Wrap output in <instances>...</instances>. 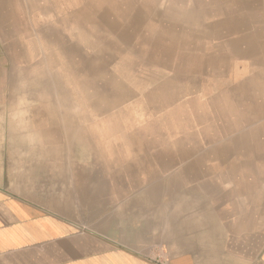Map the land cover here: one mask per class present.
<instances>
[{
  "label": "crops",
  "instance_id": "obj_1",
  "mask_svg": "<svg viewBox=\"0 0 264 264\" xmlns=\"http://www.w3.org/2000/svg\"><path fill=\"white\" fill-rule=\"evenodd\" d=\"M80 1L86 0L65 5L66 0L62 8L79 10L76 4ZM32 5L33 0H0V47H9L8 57L15 63L24 60L14 48L26 45L27 39L32 41ZM77 20L74 24L80 25L79 17ZM254 68L253 78L264 72L261 64ZM1 70L0 110L2 87L10 75ZM231 104L244 120L233 115V120L216 123L233 131L239 128L245 134H232L228 140L236 151L248 153V162L243 165L228 162L223 169L218 165L209 168L208 153L202 151L199 160L193 161L192 140L187 136L177 138L163 150L159 147L153 165L151 158L127 161L114 144L118 155L108 157L106 174L129 175L135 181L139 174H149L145 169L153 166L158 169L155 174L168 175L164 183L152 188L142 184L140 190L151 191L152 195L144 193L133 199L143 216L141 226L135 228L129 225L131 201L127 194L109 193L132 190L128 182L116 179L109 184V191L100 195L96 182H68L64 178L66 168L58 159L50 161L40 154L42 148L34 151L37 154L27 151L29 161H17L18 152L7 149L0 119V264H264V101L255 106L249 102ZM182 144L187 150L181 149ZM220 151L214 150L213 157L225 160L224 151ZM117 157L126 162L120 167L107 165ZM71 171L82 173L80 162L79 167L74 163ZM209 171L232 175L233 192L227 202L217 197L209 204L201 197L203 190L209 195L202 178ZM51 174L56 182L49 184ZM198 176L200 182L194 187ZM164 191L173 198L162 206ZM177 191L187 194L178 199ZM194 192L199 198L193 199Z\"/></svg>",
  "mask_w": 264,
  "mask_h": 264
},
{
  "label": "bare ground",
  "instance_id": "obj_2",
  "mask_svg": "<svg viewBox=\"0 0 264 264\" xmlns=\"http://www.w3.org/2000/svg\"><path fill=\"white\" fill-rule=\"evenodd\" d=\"M65 1L33 0L32 30L36 32L37 39L40 38L43 42L39 47L36 44V46H32L40 49L37 56L42 57V59L38 61V64L34 63L35 58L32 56L35 54L34 50L28 55L18 47L14 48L17 50L18 57L21 56L24 60L25 65L31 64L34 68H37V79L32 78L28 85L35 84L42 91L39 92L46 103L45 108L47 109L44 112L36 110L35 113L36 123L40 127L38 129L40 141L45 146H48V143L53 145L40 152V154L43 153L48 156V160L56 161L61 153H73L74 151L73 145L70 144L65 148L64 146L60 147L61 145L58 146L57 138H55L58 136L56 129L58 122L56 121V108L53 109V106L63 102L58 100L59 97L57 99V96L61 94L60 91L58 94L57 88H59L63 79V77L62 79L59 77L58 70L59 66L62 67V64H65L66 59L70 61L68 72L73 71L76 66L74 69L76 72L80 71L85 75L87 74L88 77L93 72L96 76H101L117 57L122 58V61H119L118 64L119 68L115 72L119 76L122 70L129 68L131 64H135L136 69L140 66L139 68L143 67L145 70H149L150 75L148 78L150 81L160 79L162 73L165 72L167 75L162 77L164 82L155 85L145 95V102L143 101L145 104L152 103L154 105L153 112H155L159 122L161 120L164 122L176 120L175 113L171 111L175 105L193 110L194 108L204 107L206 104L213 108L215 111L213 118L217 120L227 119L228 114L235 115L234 117L237 120H244L242 114L239 113L238 115V112L233 110L231 103L223 102V98L217 94V91L221 89L230 90L237 94L235 96L239 97L237 99L239 105L246 102L247 92L252 93L251 100L248 101L252 106L264 101V72L259 75L257 73L256 78H253L255 65L261 64L264 66V44H261V41H264V0H193L192 3L187 0H87L84 3L80 1L76 4L80 8L74 11H66L67 8L63 10L62 7ZM164 1H166L165 9L160 10ZM71 2L73 0H67L65 5ZM78 17L81 26L91 24V30L94 33H99L101 30L105 35L107 33L111 34L112 40H109L107 35L92 36L91 33L94 34L93 32L89 33L88 29L83 28L89 34L80 31L81 35L78 37V43H74L72 40L74 36L70 39L65 34V26L77 22ZM72 33L74 32L72 31ZM221 40L224 41L222 45L213 43ZM204 43L206 46L203 45ZM81 44L90 51L88 55L82 53L83 47L80 46ZM104 47L109 48L112 53L106 55L107 51L104 52ZM135 56H138L141 62L131 61V58ZM97 57H100L103 63L96 70H93L91 62L93 58ZM45 63L46 68L43 67ZM33 67L31 68L33 69ZM150 67H153V71ZM21 71H23L22 77L25 78L28 68ZM218 72L225 75L223 81H215L214 76ZM192 73L201 76L198 80L192 79L190 77ZM41 74L46 75L45 80L39 77ZM232 75H236V77L228 79ZM237 77L244 80L236 84L234 81L239 80ZM24 78L21 79L25 80ZM134 79L140 87V79L135 77ZM111 80L114 83L110 87L115 92L106 85L104 89L96 91L95 97H88L87 101L90 100L91 108L99 112L102 118L118 122L119 125L114 127L116 129L110 132L111 137L117 138L121 135L120 123L123 122L122 120L127 114L124 111L115 114L111 111L119 106L126 96L131 95V90L123 86L121 82L118 83L117 81L115 83V78H111ZM206 84L211 88L212 93L206 92ZM79 86L82 87L83 91L88 88L94 90L96 83L95 85L94 82L83 83V86L79 83ZM39 92L38 94H40ZM53 95L55 105L48 104L46 100L49 101ZM98 95L104 96L101 101L98 99ZM207 96L208 99L206 100ZM63 100H66L63 102L66 107L73 108L74 100L72 98L67 101V97L63 96ZM184 119L193 120V117H185ZM62 120L64 125H69L73 122L74 117L68 111L64 114ZM198 120H210V116L203 114L200 115ZM76 121H78L77 125L80 128L78 137L87 146L90 142L89 126H86L89 117L86 113L80 111L79 118ZM42 126L45 128L42 129ZM51 127H54V129ZM236 129L233 132L234 134L245 135L239 128ZM225 130L224 133H228ZM64 132L66 135H73L71 130ZM184 133L187 137L193 135L189 130ZM108 147L111 150V154L108 156L115 155L114 143H109ZM34 151L39 150L34 149ZM104 153L100 147L97 154L103 155ZM116 159V162L107 163V165L120 167L126 162L125 159L118 157Z\"/></svg>",
  "mask_w": 264,
  "mask_h": 264
},
{
  "label": "rangeland",
  "instance_id": "obj_3",
  "mask_svg": "<svg viewBox=\"0 0 264 264\" xmlns=\"http://www.w3.org/2000/svg\"><path fill=\"white\" fill-rule=\"evenodd\" d=\"M187 1L190 3L193 2V0H187ZM164 6H166V1L162 3L160 10H164L165 9ZM83 28L88 29L87 31L89 33L93 32L91 30L92 29L91 24L90 25L83 24L81 26V24L79 25V24L72 23V24H68L65 26V34L70 39L72 36H74L72 37L73 42L78 43V37L79 35H81L80 31H83L84 34L86 32V30H84ZM72 31L74 33L71 34ZM91 35L98 36V37L107 35L109 37V40H112L111 34L107 33L105 35L101 30L99 33H94V34L91 33ZM42 43L43 42H41L40 38L37 39L36 32H32V41H31V38L27 39V44L26 45L23 44L24 46H22L20 49L28 53V55L30 54L31 51L34 50L35 54L32 56H34L35 58L34 63L38 64V61L42 59V57L37 56L39 55L38 51L40 49L31 47V46L36 44L39 47L41 46ZM213 43L222 45V43L224 44V41L223 40L214 41ZM203 45L206 46L205 43ZM80 46L83 47L82 53L84 55H88L90 51L86 48V46H84L83 44H81ZM8 49L9 47H7L6 45L0 47V54H1L0 67L2 69L1 71L7 72L8 74L10 72V75L5 81L6 86L2 87V90H3L2 92H4V94L2 95V98H1V102H2L1 110H0L1 111L0 119H1V125H2L1 130H2V133H5V137L7 140L6 145L8 147L7 149L12 150L13 153L18 152L17 154L18 158H16L15 160L27 162L29 161L28 159L29 155L27 151L37 154V152H34V149H37V150L39 148L45 149L47 147L53 146L49 143H48V146H45V144H43L40 141L41 138H40V135L38 134V129H40V127L36 123L37 121H36L35 111L39 110L41 112H44L47 108H45L46 103L44 102L43 96L40 93L42 91L39 88H37L35 84L30 85V86L28 85V82H30L32 78L37 79L36 78V76H38L37 68H34L31 64L25 65L24 61H21L19 63H15L11 61L10 58L8 57V53H9ZM105 50L107 51L106 55L112 53V51L107 47L106 48L104 47V52ZM119 61H122V58L117 57V59L113 63L109 64L107 71L102 73L101 76L100 75L96 76V74H94L93 72V73H90V76L88 77L87 74L85 75L84 73L80 71L76 72L74 70L76 66L75 68H73V71L68 72L70 70L69 68L70 61L66 59L65 64H62V67L59 66V70H58L59 77L61 79L63 77V79L61 81V85L59 86V88H57L58 94H59V91L61 92V94H59L60 96L59 95L57 96V99L59 97L60 99L58 100L60 101L62 100L63 102H65L66 100L65 101L63 100V96L67 97V101L72 98L74 100V105L72 104L73 108L66 107V105L63 104V102L62 104L57 103L55 105L53 101L54 95L50 97L49 101L46 100V102L48 104L52 103L53 105H55L53 106V109L56 108V112H57L56 121L58 122L56 129L58 132V136L55 138H57L58 146L61 145L60 147L64 146L65 148L66 146L70 144V145H73L74 147L73 153L63 152L60 154L61 156L58 155V158H57L58 161L60 162V165H63L66 168L67 174L64 176V178H68V182H78V181L86 182V183L96 182L98 184V193L100 195H104L106 191H109L110 189L109 184L114 181L119 180L121 182H124L125 184H127L126 182H128L129 184L128 187L130 186L129 188L132 190L124 191V192L109 191V193L127 194V198L131 201L129 205V213H128L129 225L130 227L135 228V227L141 226L142 221L140 219H142L143 216L140 213L141 209L138 207H135L136 205L135 203L133 204V199L140 198V196L144 193L146 195L147 194L152 195L151 191L140 190L143 188L142 184L144 183L146 184L145 186H148V187L150 186L152 188L153 186L158 185V183H161V184L164 183L168 175L160 176L158 174H155L158 169L153 166H150L151 168H149V170L145 169L149 174H146V175L139 174L138 179L135 181H132L129 175L128 176L115 175V173L112 175L106 174L105 173L106 172L105 163L110 161L108 159L109 157L108 155L111 154V152L108 151V144L109 143L111 144L112 141L115 145L117 144V147L119 148V150L117 151L120 153H123V156L127 159V161L137 162V160L140 161L142 160V158H144V160L147 161V158L149 159L151 158L150 165H153L152 158L156 156V152L166 148L169 143L171 144L172 142L177 141V138H180V137L184 138L185 137L184 132H188V130L190 131V133L193 134L191 137H188L192 140V146L194 149V160L193 161L199 160L197 158H199L201 151L205 153L207 152L208 157H209L208 159L209 168L212 165H218L220 169H223V167H225V165H227L228 162L230 164L233 162L238 166L243 165L245 164V162H248V153L242 152V151H236V148L230 146V143H228V140L231 139L232 134H234L233 128L227 125L225 127L218 126L216 123L217 119L213 118L215 115V111L213 110V108L209 106L208 108H204V107L194 108L193 110H191L190 108H187L184 106L175 105L173 106L171 111L175 113L176 120L165 121V122L161 120V122H159L158 121L159 119L157 118V116H155V112H153L155 108L154 105H152V103L145 104L144 97L147 93L150 92L151 89L154 88L155 85H157L158 83L164 82V78L162 79V77H165L167 74L163 72L162 77L160 79H156L155 81H150L148 78L150 75V72H148L149 70L147 69L145 70V68L143 67H141L142 68L141 69L139 68L140 66L136 69L135 68L136 65L131 64L129 68L123 69L122 73H120V76H119L118 74H115L116 69L119 68L118 67ZM131 61L135 63H139L141 62V59L138 56H135L131 58ZM102 63H103V60L100 57L93 58L91 62V66H93V70L94 69L96 70V68L101 66ZM31 67H33V69ZM43 67L46 68V63L43 65ZM25 68H28V73L25 74L26 77L24 78L22 77L23 71L21 70H24ZM47 68H48V64H47ZM150 69L153 71V67H150ZM199 76L201 75L197 73H192L190 77H192V79L198 80ZM39 77H41V79L43 80L46 79L45 74H41V76ZM134 77L136 79H140V83H141L140 87L134 81L135 80ZM224 77L225 75H223L220 72L216 73L214 76L215 81L216 80L223 81ZM230 77L234 78L236 77V75L229 76L228 79ZM21 78H24L25 80H22ZM111 78L116 79L115 83H117V81L118 83L121 82L123 86H126L128 90L129 89L131 90V95L126 96L123 102L111 111L112 113L114 112V114L118 113L119 111H122V112L124 111L127 114L125 118H123L122 120L123 122L120 123L121 135L117 136V138H115L114 136L111 137L110 132L113 131V129H116L114 127L116 125H119L118 122L112 121V119L108 120V119H104V117L102 118L99 115L100 114L99 112L94 111V109L91 108L92 104L90 103V100L89 102L87 101L88 97L90 96L95 97V93L97 90L104 89L106 85L110 87V85L114 83L112 82ZM243 80H244L243 78L242 80L236 79L234 82L238 84L242 82ZM89 82L91 83L94 82V85L96 83V88H94V90H92L91 88H88L87 90L83 91L82 87L79 86V83L82 84L83 86V83L87 84ZM110 90H113V89L110 87ZM205 90L207 93L213 92L211 88L208 86V84H206ZM30 92L32 94H28ZM38 92L40 94H38ZM218 93H220L221 97H223L224 99L223 102H228V103H231L233 101L237 102V99L239 98L235 96L237 94H235L234 92H231L230 90L227 91V90L221 89L217 91V94ZM250 93L251 92H247L248 95L245 97L246 102L249 101L248 99H251ZM102 97L104 96L98 95V99H100V101L102 100ZM32 101L34 102L32 103ZM80 101H81V107H80ZM68 111H70V113L74 117V120L72 123H69L70 122L69 121L68 122L69 125H64L62 118L64 114L67 113ZM80 111L86 113L89 117V122L88 124H86V126H89L88 129H89L91 143L89 142V145L87 146L85 145V143H83L82 139L78 137L80 133V128H79V125H77L78 121L76 120H78L79 118ZM203 114H208L210 116V120L209 121L198 120L200 118V115H203ZM185 117H193V120L192 119L185 120L184 119ZM227 119L233 120V114H228ZM229 121L226 120L227 123ZM42 123H43V120H42ZM43 128L45 127L42 126V129ZM51 128L54 129V127H51ZM224 129H226L225 132H228V133L225 134ZM241 129H245V128H241ZM70 130L73 131V135H66L64 131L67 132ZM213 133L215 134L212 135ZM228 134L229 135L231 134V135L228 136ZM235 135L241 136V134H235ZM202 136L204 138H202ZM175 145L177 146L178 143L176 142ZM182 145L183 147L181 149L187 150L185 148V145L184 144ZM95 146L98 147V150L95 149ZM100 147L105 152L103 155L97 154V152L99 153ZM216 149L221 150L220 152L224 151V154L226 156L225 160L223 158L216 159L213 157V155H215L214 150ZM116 155L118 154H116L115 152V155H112V156H116ZM105 158H107L106 161H105ZM79 162H80V168H81L82 173H80L79 171H75L73 172L75 174H72V171H70L71 168L73 167L74 163L76 166L79 167ZM89 169L94 170V171H92V173L90 174L83 173L84 170H89ZM202 178H205V181L207 182L206 185H207V191L209 192V195L207 196L206 194H204L205 190H203V196L201 197L208 200L209 204L210 202H214L217 199V197L220 198V200H226L227 202L228 194H232L233 192L232 175H228L226 173L224 175H219L217 173L214 174L209 171V174L202 176ZM195 179H196V182H194V187L199 184L200 176L196 177ZM53 182H56V180L51 174L49 176L48 183L51 184ZM107 184H108V187H107ZM105 188H107V190ZM197 192H198L197 195H200L201 192L199 191ZM186 194L187 192L185 193L184 191L176 192L178 199L185 197ZM192 194L194 196L193 199L199 198V197H195V194H196L195 192ZM172 198L173 196L172 197L169 196V192H165V191L162 192V195H161L162 206L168 205L169 200ZM150 207L152 208V204ZM111 208H113L112 210H116L114 207H111ZM146 211H147V208H146Z\"/></svg>",
  "mask_w": 264,
  "mask_h": 264
}]
</instances>
